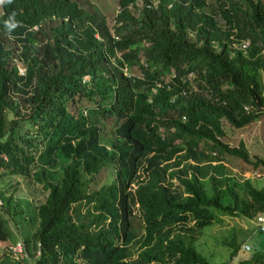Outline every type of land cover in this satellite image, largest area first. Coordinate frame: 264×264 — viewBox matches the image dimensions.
Listing matches in <instances>:
<instances>
[{
	"label": "trees",
	"instance_id": "16d2710c",
	"mask_svg": "<svg viewBox=\"0 0 264 264\" xmlns=\"http://www.w3.org/2000/svg\"><path fill=\"white\" fill-rule=\"evenodd\" d=\"M81 1L1 3L0 182L16 183L0 186V242L30 245L24 264H212L195 231L264 213V187L245 179L241 195L211 172L234 157L264 175V159L221 138L224 121L243 133L264 119V0H118L113 31ZM229 247L223 264H264V243Z\"/></svg>",
	"mask_w": 264,
	"mask_h": 264
},
{
	"label": "rangeland",
	"instance_id": "374dc122",
	"mask_svg": "<svg viewBox=\"0 0 264 264\" xmlns=\"http://www.w3.org/2000/svg\"><path fill=\"white\" fill-rule=\"evenodd\" d=\"M141 2V0H138L136 3L138 8L141 6ZM80 4H84V7L88 10L96 9L97 12L104 16L108 26L111 31H113L115 16L118 12V0H82ZM1 13L2 8L0 3V15ZM219 21L221 24L223 23V20L219 19ZM17 63L20 66L19 62ZM131 74L141 75L136 65L132 68ZM167 78L168 76L165 79ZM89 106H92V103L88 102L86 99H82V101L79 102V109L85 110V107ZM83 114L88 115L89 112L85 110L83 111ZM101 119V122L105 126L103 130L109 131L113 126L112 119L103 117H101ZM222 124L224 134L221 138L225 143L229 146H237L242 142L251 160H254L257 157L264 159V119L250 125L243 133L236 131L225 123V121ZM22 130H24V128ZM214 155H216V152ZM213 165L215 166L212 167L211 172L215 173L220 180L227 178V183L233 184L241 195L245 194L243 186V181L245 179H250L258 188L264 187V175L259 171L257 172L260 174L258 177L256 175H251L246 171L247 164L240 158H226L224 162H214ZM114 167L115 164H112L110 168H104L98 173V175H96L95 182L97 186L107 184L115 178ZM54 174L57 175V172ZM8 181H10V184L13 182V185L16 183L14 182L15 180L6 178L0 182V186L2 184L3 186L6 185ZM221 184L224 185V182H221ZM37 187L38 191L35 192L34 198L39 195L42 196L43 194L41 186L37 185ZM27 192L28 191L24 189L23 185L20 184L16 196L20 198V206L25 210H28L25 215H31L33 214L32 210L34 205L33 202L29 204L30 199L28 197L30 196L27 195ZM134 217L136 218H134L133 229L137 235V239L131 245L133 257L136 256V253L139 250V241L143 236L142 220L139 217L138 211H136ZM195 235L197 236L196 244L198 250L206 256L212 264H223L230 259V242L239 245L237 257H244L245 254L246 256L250 254V252L245 254L242 253L241 246L244 243H248L252 247L264 243V234L257 229L254 219H248L243 216L220 215L211 225L201 229L200 232L195 231ZM20 239L21 237H19V235L13 234L8 241L0 242V262H3L4 264H24L23 259L26 257L29 258L33 253V249L30 245H27L26 247L23 246L21 253L16 252L17 249L15 246L17 242H21Z\"/></svg>",
	"mask_w": 264,
	"mask_h": 264
},
{
	"label": "built area",
	"instance_id": "2783aa9c",
	"mask_svg": "<svg viewBox=\"0 0 264 264\" xmlns=\"http://www.w3.org/2000/svg\"><path fill=\"white\" fill-rule=\"evenodd\" d=\"M116 37V36H115ZM117 38V37H116ZM249 46V42L247 40H242L240 43H239V48L242 49V50H245L247 49ZM125 72H127V67H124L123 69ZM18 73L20 75H24L25 74V68L23 66H18ZM88 76H84V80L87 81L88 80ZM158 86H160V84H158ZM153 91L155 92L156 91V88L153 89ZM245 109L248 111L249 108L248 107H245ZM183 120H185V118L183 117ZM256 175L257 177L259 176L258 174H254ZM2 203L1 199H0V204ZM254 223L257 227V229L264 234V213H261V214H258L255 218H254ZM16 249L18 253H21L22 250H23V244L21 242H17L16 243ZM251 249V245L248 244V243H244L242 246H241V250L245 251V252H248L250 251Z\"/></svg>",
	"mask_w": 264,
	"mask_h": 264
},
{
	"label": "clouds",
	"instance_id": "9594fccd",
	"mask_svg": "<svg viewBox=\"0 0 264 264\" xmlns=\"http://www.w3.org/2000/svg\"><path fill=\"white\" fill-rule=\"evenodd\" d=\"M3 2V0H0V3H2ZM8 2H11V0H8Z\"/></svg>",
	"mask_w": 264,
	"mask_h": 264
}]
</instances>
